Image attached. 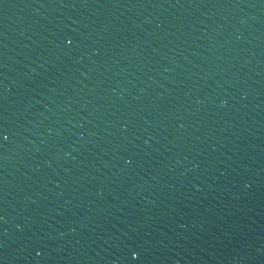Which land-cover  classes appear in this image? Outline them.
I'll list each match as a JSON object with an SVG mask.
<instances>
[{
  "label": "water",
  "instance_id": "water-1",
  "mask_svg": "<svg viewBox=\"0 0 264 264\" xmlns=\"http://www.w3.org/2000/svg\"><path fill=\"white\" fill-rule=\"evenodd\" d=\"M264 178V0H0V197L111 203Z\"/></svg>",
  "mask_w": 264,
  "mask_h": 264
}]
</instances>
